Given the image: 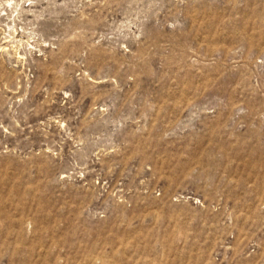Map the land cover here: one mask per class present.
I'll return each mask as SVG.
<instances>
[{
	"label": "rangeland",
	"instance_id": "374dc122",
	"mask_svg": "<svg viewBox=\"0 0 264 264\" xmlns=\"http://www.w3.org/2000/svg\"><path fill=\"white\" fill-rule=\"evenodd\" d=\"M0 264H264V0H0Z\"/></svg>",
	"mask_w": 264,
	"mask_h": 264
}]
</instances>
